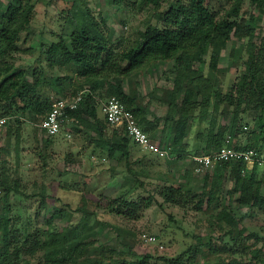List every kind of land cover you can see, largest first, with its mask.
I'll return each mask as SVG.
<instances>
[{
  "label": "rangeland",
  "instance_id": "rangeland-1",
  "mask_svg": "<svg viewBox=\"0 0 264 264\" xmlns=\"http://www.w3.org/2000/svg\"><path fill=\"white\" fill-rule=\"evenodd\" d=\"M82 1L80 8L99 22L115 53L135 45L149 25L162 26L157 13L178 3L164 0L155 7L145 0ZM206 2L217 18L227 17L232 6L231 0ZM9 3L10 0H0V12ZM27 6L31 9L30 23L21 33L17 50L11 51L5 61L10 74L28 71L33 81L47 70L42 75L48 82L40 90L52 102L60 98L63 90L67 96L79 91L93 93L106 87L115 76L121 79L126 92L145 107L148 123L143 128L151 138L162 146L171 143L174 123L167 117L178 115L171 106V96L176 92V101L181 105L188 87L185 75L191 72L184 56L149 62L129 75H113L106 68L98 78L87 80L68 67L50 68L45 53V48L61 36L71 35L74 0H30ZM239 21L254 32L229 40L213 72L212 50L205 56L201 66L204 78L213 75L214 89L221 92L222 102L218 105L213 93L205 115L200 116L202 107L196 108L187 139L188 153L182 159L157 156L132 140L129 158L120 152L111 157L96 146V134L81 122H68L58 135L48 137L40 128L41 118L31 111L9 116L0 133V217L4 212L3 197L10 189L11 230L15 236L12 248L19 246V255L14 254L9 264H43L44 251L31 252L28 248L33 238L44 242L49 233L55 232L63 239L65 229L74 226L81 230L72 234L65 246L82 240L80 259L140 264L149 255L148 264H167L166 260L179 257L181 264H264V208L239 206V193H234L229 172L215 202L208 204L204 198L203 205L199 204L202 191L211 187V178L206 182L205 175L193 171L192 159L198 154L192 152L201 155L212 146L220 127H232L235 104L228 97L232 96L234 102L239 97L249 63L264 49V12L253 0H243ZM99 117L103 119L102 112ZM107 127L108 137L114 131L122 133L116 127ZM232 140L241 146L252 141L254 147L264 149V109L256 110L245 101ZM263 171L258 173L260 180L264 179ZM180 186L185 188L176 193L175 202H168L170 187ZM148 198L153 203L144 207ZM123 201L141 206L131 215ZM1 245L0 232V249Z\"/></svg>",
  "mask_w": 264,
  "mask_h": 264
},
{
  "label": "trees",
  "instance_id": "trees-1",
  "mask_svg": "<svg viewBox=\"0 0 264 264\" xmlns=\"http://www.w3.org/2000/svg\"><path fill=\"white\" fill-rule=\"evenodd\" d=\"M29 1L10 0L7 9L0 12V71L6 74L4 77H2L3 74H0V106L3 109L2 116L9 117L31 111L42 121L52 109L53 104L48 97L42 95L40 90L48 82L42 74L48 71L43 70L31 81L28 71L10 74L11 69L5 65L7 56L11 51L17 50L21 33L30 23L31 9L27 6ZM145 1L159 7L164 0ZM206 1L178 0L177 4L170 6L166 11L157 13V20L162 23V26L149 25L135 45L115 53L110 49L109 40L99 22L88 11L80 8L79 4L83 1L74 0V10L70 12V23L73 25L71 35L69 37L61 36L59 41L45 48L49 67H68L83 74L87 80H91L101 76V71L106 68L113 72V75H129L149 62L181 59L184 56L186 66L191 70L189 74L185 75L188 87L184 90V97L180 101L181 105L180 103L178 105L176 101V92L171 96V106L178 115L177 118L174 115L167 117V120L174 123L171 143L168 146L160 144L162 148L169 150L172 157L182 159L188 153L187 139L191 121L195 118L196 108L202 107L200 116L205 115L211 104L213 93H215L216 103L219 105L222 102L221 92L214 89L213 75L204 78L201 66L205 63V56L212 50L210 67L213 72L217 67L220 52L229 40L232 38L241 39L254 32L252 28L241 25L242 23L239 21L243 0H231L230 12L224 18H217L209 9ZM253 2L260 12H264V0H253ZM124 62L127 63L126 67L123 66ZM65 97L67 94L63 90L60 98ZM111 97H117L131 109L142 128L148 123L145 107L138 104L137 99L126 92L121 79L115 76L107 81L106 87H99L93 93L85 94L80 107L70 112L69 117L91 128L96 134L94 137L96 146L105 150L109 156L113 157L120 152L123 157L129 158L132 139L123 128H117L122 133L114 131L108 137L107 125L110 124L106 121L103 113V119L99 117V112H102L100 99L108 100ZM244 97H248V100H245ZM228 100L231 104H235L233 125L230 130L226 126L220 127L212 138V146L205 149L201 155L211 153L224 146L240 150L257 149L252 141L241 146L233 144L232 138L240 108L245 101L256 110L264 109V49H260L249 63V71L243 79L239 97L235 102L232 96H229ZM227 115L225 114V116ZM228 131L230 134L227 135ZM192 153L200 154L198 151ZM128 168L131 172L129 163ZM244 168L243 164L221 163L211 172L205 174L206 182L209 181V177L211 178V187L209 190L202 191L199 204L203 205L204 198L208 204L215 202L217 193L221 190L229 172L234 182V193H239V206L264 208V179L258 178L261 169L254 168L243 173ZM184 188L182 186L179 189L170 187L171 194L166 197V200L175 202L176 193H180ZM10 192L11 190L7 189L3 197L4 212L0 217L2 238L0 264H9L14 254L15 257L19 255V246L15 245V248H12L15 236L11 230L13 221L10 216ZM152 200V198H148L144 207H150L153 203ZM123 205L130 208L131 215L135 214L141 206L138 202L129 201H123ZM59 214H61V210ZM72 228L65 229L63 239H60L55 232L49 233V238L44 242H41L38 237H34L28 248L31 252H35L37 249L44 251L43 264H67V262L71 264H106L104 259L98 260L91 257L80 259V254L84 251L82 240L73 241L69 246H65L71 235L76 234L80 229L75 226ZM252 236L256 235L252 234ZM148 258L149 255H146L140 264H148ZM180 258L166 260V263L181 264ZM235 264L240 263L235 261Z\"/></svg>",
  "mask_w": 264,
  "mask_h": 264
},
{
  "label": "built area",
  "instance_id": "built-area-1",
  "mask_svg": "<svg viewBox=\"0 0 264 264\" xmlns=\"http://www.w3.org/2000/svg\"><path fill=\"white\" fill-rule=\"evenodd\" d=\"M84 91L65 98H58L52 104V109L41 121L40 128L48 137L58 135L63 126L68 122H77L69 117V113L78 109L84 101ZM101 111L106 121L116 127L123 128L129 137L144 150L161 157H169L168 149L153 140L150 135L139 125L137 119L124 103L117 97L100 102ZM9 117L0 116V133L5 128ZM193 171L196 174H208L218 164L236 163L245 166L243 173L260 168L264 170V149L249 148L245 150L224 146L208 154L193 156Z\"/></svg>",
  "mask_w": 264,
  "mask_h": 264
}]
</instances>
